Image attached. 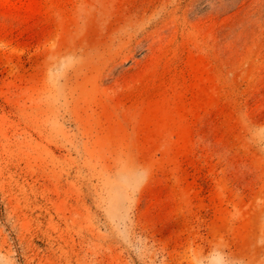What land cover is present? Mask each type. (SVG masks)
Wrapping results in <instances>:
<instances>
[{
    "label": "rangeland",
    "instance_id": "1",
    "mask_svg": "<svg viewBox=\"0 0 264 264\" xmlns=\"http://www.w3.org/2000/svg\"><path fill=\"white\" fill-rule=\"evenodd\" d=\"M0 264H264V0H0Z\"/></svg>",
    "mask_w": 264,
    "mask_h": 264
}]
</instances>
